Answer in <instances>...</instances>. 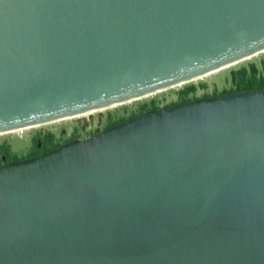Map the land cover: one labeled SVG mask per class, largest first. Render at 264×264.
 I'll list each match as a JSON object with an SVG mask.
<instances>
[{"label":"water","instance_id":"obj_1","mask_svg":"<svg viewBox=\"0 0 264 264\" xmlns=\"http://www.w3.org/2000/svg\"><path fill=\"white\" fill-rule=\"evenodd\" d=\"M263 50L264 0H0V133ZM0 264H264V86L0 164Z\"/></svg>","mask_w":264,"mask_h":264},{"label":"rangeland","instance_id":"obj_2","mask_svg":"<svg viewBox=\"0 0 264 264\" xmlns=\"http://www.w3.org/2000/svg\"><path fill=\"white\" fill-rule=\"evenodd\" d=\"M250 65L254 66L253 76ZM244 67L246 77H253L257 84H264V50L249 58L210 74L173 85L139 98L127 100L93 111L82 116L47 122L44 124L0 133V164L24 159L54 148L72 139H84L103 128L154 108L165 107L186 100L220 95L235 91L236 76L232 70ZM46 139L49 140V142ZM42 143H46L42 147Z\"/></svg>","mask_w":264,"mask_h":264},{"label":"trees","instance_id":"obj_3","mask_svg":"<svg viewBox=\"0 0 264 264\" xmlns=\"http://www.w3.org/2000/svg\"><path fill=\"white\" fill-rule=\"evenodd\" d=\"M247 71L248 70H246L244 67H239L236 70H232L230 72V74H232L233 76H236V80H235L236 89L233 92L247 90V89L261 88L264 86V84H257V83H259V81L256 82L253 77L247 78L246 77ZM249 71H250V74L253 76V74L255 72L253 65H250ZM46 140H47V141H45L46 143L49 142L48 139H46ZM46 143H42V147H45ZM36 154H38V153H35L34 155H36ZM34 155H31V156H34Z\"/></svg>","mask_w":264,"mask_h":264},{"label":"bare ground","instance_id":"obj_4","mask_svg":"<svg viewBox=\"0 0 264 264\" xmlns=\"http://www.w3.org/2000/svg\"><path fill=\"white\" fill-rule=\"evenodd\" d=\"M261 53V52H260ZM253 56V55H252ZM250 57V56H249ZM249 57H245V58H243L242 60H244V59H246V58H249ZM242 60H240V61H242ZM237 62H239V61H237ZM237 62H235V63H232V64H236ZM232 64H230V65H232ZM227 66H229V65H227ZM220 70V69H219ZM212 72H214V71H212ZM211 72H209V73H206V74H210ZM206 74H203V75H200V76H204V75H206ZM200 76H197V77H195V78H198V77H200ZM195 78H193V79H195ZM163 90V89H162ZM160 91V90H159ZM150 94H153V93H150ZM149 94V95H150ZM140 97H142V96H140ZM137 98H139V97H137ZM118 104V103H117ZM111 106V105H110ZM99 109H101V108H99ZM99 109H95V110H91V111H88V112H83V113H79V114H76V115H73V116H66V117H63V118H60V119H57V120H61V119H67V118H72V117H78V116H82V115H85V114H88V113H92L93 111H96V110H99ZM103 109H104V107H103ZM57 120H53V121H57ZM49 122H52V121H49ZM45 123H47V122H45ZM41 124H44V123H41ZM37 125H40V124H37ZM33 126H36V125H33ZM28 127H32V126H27V127H22V128H17V129H14V130H10V131H15V130H20V129H24V128H28Z\"/></svg>","mask_w":264,"mask_h":264}]
</instances>
